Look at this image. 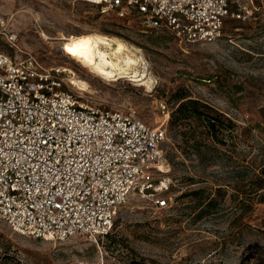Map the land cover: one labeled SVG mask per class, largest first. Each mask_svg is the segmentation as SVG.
Masks as SVG:
<instances>
[{
  "label": "rangeland",
  "instance_id": "obj_1",
  "mask_svg": "<svg viewBox=\"0 0 264 264\" xmlns=\"http://www.w3.org/2000/svg\"><path fill=\"white\" fill-rule=\"evenodd\" d=\"M231 7L246 18L227 17L214 41L187 43L84 1L0 0V19L15 35L13 43L0 41V51L57 72L64 89L84 99L131 108L162 127L171 179L168 207L154 210L145 194H131L104 237L33 238L0 218V264H264V202L250 195L247 207L242 177L245 166L251 171L264 163V0H231ZM86 32L118 37L135 49L147 83L102 78L65 53L61 36ZM63 67L87 81L88 90L73 87ZM183 96L220 113V142L198 120L169 126ZM208 196L216 199L209 208Z\"/></svg>",
  "mask_w": 264,
  "mask_h": 264
},
{
  "label": "built area",
  "instance_id": "obj_2",
  "mask_svg": "<svg viewBox=\"0 0 264 264\" xmlns=\"http://www.w3.org/2000/svg\"><path fill=\"white\" fill-rule=\"evenodd\" d=\"M77 1L187 43L214 41L227 17L246 18L231 0ZM2 40L15 35L0 19ZM164 137L135 110L84 99L64 89L57 72L0 51V218L14 231L45 240L104 237L131 194H145L154 210L168 207Z\"/></svg>",
  "mask_w": 264,
  "mask_h": 264
},
{
  "label": "bare ground",
  "instance_id": "obj_3",
  "mask_svg": "<svg viewBox=\"0 0 264 264\" xmlns=\"http://www.w3.org/2000/svg\"><path fill=\"white\" fill-rule=\"evenodd\" d=\"M61 39H63L62 44L65 53L96 75L105 79L123 77L138 84L147 83L145 69L140 70L138 67L142 58L135 49L128 46L122 39L99 32L63 35ZM81 42L85 43L78 49L76 55L66 50V46L72 47L81 44ZM63 70L70 74L69 83L73 87L82 91L88 90L89 83L78 77L74 70L68 67H63Z\"/></svg>",
  "mask_w": 264,
  "mask_h": 264
},
{
  "label": "trees",
  "instance_id": "obj_4",
  "mask_svg": "<svg viewBox=\"0 0 264 264\" xmlns=\"http://www.w3.org/2000/svg\"><path fill=\"white\" fill-rule=\"evenodd\" d=\"M219 116L220 113L213 107L202 103L198 99L183 96L177 101L176 107L170 112L168 123L171 127H183L189 120L201 121L203 127L207 130V134L214 142L218 143L220 142L218 135L222 131L223 126ZM178 132L185 137L186 130H180V128H178ZM249 168V165L245 166L242 177L245 179L243 185L248 190V202L246 205L247 207H252L253 202L249 201L251 199L249 198L250 195H253V201L264 202V163L258 167H252V172ZM220 190L221 188L216 189L218 193ZM191 193L195 195L198 191H193ZM215 203V197H206L205 205L207 208L214 206Z\"/></svg>",
  "mask_w": 264,
  "mask_h": 264
},
{
  "label": "snow or ice",
  "instance_id": "obj_5",
  "mask_svg": "<svg viewBox=\"0 0 264 264\" xmlns=\"http://www.w3.org/2000/svg\"><path fill=\"white\" fill-rule=\"evenodd\" d=\"M83 43H85V42H81V44H77V45H74V46H72V47H68V46H66V50H67L69 53H71V54H73V55H76L78 49L82 46ZM81 54H82V53H81Z\"/></svg>",
  "mask_w": 264,
  "mask_h": 264
}]
</instances>
